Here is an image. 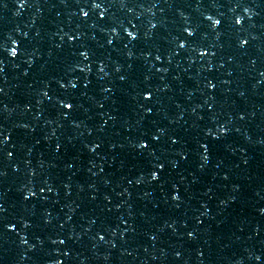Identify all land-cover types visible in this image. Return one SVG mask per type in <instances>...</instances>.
<instances>
[{"label": "water", "instance_id": "1", "mask_svg": "<svg viewBox=\"0 0 264 264\" xmlns=\"http://www.w3.org/2000/svg\"><path fill=\"white\" fill-rule=\"evenodd\" d=\"M97 2L103 12L91 0H0V39L20 51L0 54V127L10 133L0 204L15 225L0 229V264H264V0ZM209 15L222 21L216 29ZM221 125L227 133L213 139ZM141 138L149 150L133 147ZM25 186L36 195L25 200Z\"/></svg>", "mask_w": 264, "mask_h": 264}, {"label": "snow or ice", "instance_id": "2", "mask_svg": "<svg viewBox=\"0 0 264 264\" xmlns=\"http://www.w3.org/2000/svg\"><path fill=\"white\" fill-rule=\"evenodd\" d=\"M84 2L87 4L88 3V0H84ZM26 3H27V0H19V7L23 8L26 5ZM90 7H91V9H102L101 3L100 2H97V0H91ZM102 12H103V9H102ZM244 12H245L246 15H248L249 12H250V9L247 8V7H245L244 8ZM81 14L83 16H87L88 15V13L85 12L83 9H81ZM249 18H250V16H249ZM100 19H104L103 14L100 16ZM204 19L210 22L211 27L213 29H216L221 24V22H222L220 19H213V17L211 15L205 16ZM234 23H235V25H241L242 26V18L241 17H236L235 20H234ZM129 24H131V21H129ZM121 27L123 28L124 33L126 34V36L130 40L135 41V40L139 39V34H138L137 31H129V28L123 27V26H121ZM131 27L133 29H136V25H131ZM155 27H156V25L151 24V28H155ZM110 30L113 33L116 32V29L115 28H112ZM183 31H184V33H186L187 37H189V38H191V37H193L195 35V30L194 29H190L188 27H185L183 29ZM146 36H147V34H146ZM68 38H69V40H72L73 39V37H71V36H69ZM7 39L8 40H11L12 45H14V46L13 47H9V45H8V43H7L6 40L0 39V54L6 53L7 56L15 58V57H17L20 54L19 44H18L17 41L12 40L11 37H8ZM253 39H254V37H253ZM107 43L109 45H111V44H113V40L109 39L107 41ZM247 43H248V40H246V39H239V41H238V44H239L240 47H244ZM188 46H189L188 40H181V41L178 42V45H177V47L179 49H185ZM127 47H128V45L125 44V48H127ZM192 51H197V49L195 47H192ZM211 54L212 55H215V53H211ZM78 55L80 57H82L85 61H87L90 58V53L87 50L79 51L78 52ZM127 55L129 56V58H131L132 53L131 52H128ZM199 55L201 57H203L205 55V52L204 51H200L199 52ZM156 59L157 60H160L161 57L159 55H157L156 56ZM3 70H4L3 69V60L0 59V72H3ZM79 70L81 72L85 71L84 68H80ZM99 71L102 72V73L105 71V68H104L103 63H101L100 68H99ZM116 71L119 72L120 71V68L117 67L116 68ZM157 71H160V69H157ZM120 79L123 80L124 77L122 76V77H120ZM145 79L147 80L148 77H145ZM57 83L59 84V87L62 88V89L66 88V87H71V88L74 89V88L77 87V85L75 83H73L72 81H68L67 82V85L64 84V83H60L59 81H57ZM87 86L88 85L86 83L85 84V87H87ZM206 87L208 89H215L216 85L211 80H209L208 83L206 84ZM0 91H2V89H0ZM102 91L107 92V91H110V89H108V88H102ZM42 96L46 98V97L49 96V93L47 91H44V92H42ZM151 97H152V94H151L150 91H145L142 94V99L145 101V103H147L148 101H150ZM39 102L40 101H38V103ZM58 103L61 105V107L63 109L71 110V109H73L75 107L74 103L72 101H70V100H60V101H58ZM100 107L102 108L103 105H100ZM6 110L7 109L5 108L4 111H6ZM151 111L152 110L150 108H145L146 114H150ZM62 114L65 116V118H67V116L70 115V111L67 112V113H62ZM114 118L115 117H109V119H114ZM243 118H244L243 116L240 117V119H243ZM104 123L106 124L107 121H105ZM74 126L78 128V127H80V124L77 123ZM21 127H25L26 128L27 125H21ZM157 131H158L159 135L152 134L151 137H150L151 140L158 141L160 139V137L163 135V132H164L163 129H158ZM227 131H228V129L225 126L221 125L220 128L217 130V133L216 134H212V133H208V134L209 135H212V138L213 139H216V138H218L219 134H226ZM9 139H10V133H7L5 129H3L2 127H0V146L5 145L9 141ZM178 142L179 141L177 139H172L171 140V143L172 144H176ZM86 147H88V146H86ZM100 147H101V145L99 143H94V144H92L89 147V151L95 152ZM133 147L136 148V149H139L141 151H145V150H149L151 148V145L146 140H144L143 138H141L140 140H138V141L135 142V144L133 145ZM56 148L58 150L60 148V145L57 144L56 145ZM201 148H203L204 152H208V146L206 144H202L201 145ZM149 155H152V152L151 151H149ZM4 156L6 158L11 157L12 156V153L11 152H6V153H4ZM183 158H186V155L185 156H182V159ZM202 159L205 160V161H207L208 157L207 156H203ZM172 166L173 167L176 166V162L175 161H172ZM163 169H164V164L163 163H157L154 166V170L150 171L149 174H148L149 177H150V179L152 181H158L160 179L159 171H162ZM13 170L14 171H18L17 168H14ZM6 175H7V172L4 171L3 169H0V177H4ZM29 175H34V173L30 171L29 172ZM225 179H227V177H225ZM142 181H143V177H140V178H138L136 180V183L139 184ZM45 183H47V181H45ZM29 184H31V181H29ZM65 187H68V186L65 185ZM173 188L175 190V186H173ZM39 191L42 193V192L45 191V189L44 188H40ZM48 191H52V189L51 188H48ZM35 195H36V192L33 191L32 187L25 186V192L23 193V198L25 200H27L29 197H34ZM105 199H107V197H105ZM171 200L172 201H179L180 200V196H179L178 192H175L173 195H171ZM221 203H224V201H221ZM5 211H6V209L4 208V206L2 204H0V229L7 230V231H12L14 229L15 225H13L11 222H7L6 217L3 216V213ZM260 211L261 212H264V209H260ZM201 215H204V213H201ZM197 222L198 223L201 222L200 219H199V217H197ZM20 223H24V226L25 227H28V224L26 222L20 221ZM187 236H188L189 239H194L193 232H191V231H189L187 233ZM155 238H156L155 236H151L150 237V239H153V240ZM99 239L100 240H104L105 238H104V236L100 235L99 236ZM21 242L22 243H26V240L24 239V237H21ZM60 243H64V241L61 240ZM64 255L67 256L68 253H64ZM176 255L179 257L180 253H176ZM105 259H107V257H105ZM255 259L257 261H260L261 260V257L260 256H256ZM56 264H62V262L61 261H56Z\"/></svg>", "mask_w": 264, "mask_h": 264}]
</instances>
